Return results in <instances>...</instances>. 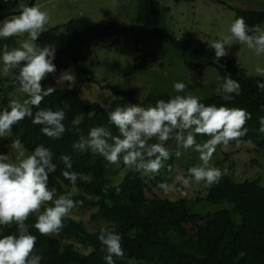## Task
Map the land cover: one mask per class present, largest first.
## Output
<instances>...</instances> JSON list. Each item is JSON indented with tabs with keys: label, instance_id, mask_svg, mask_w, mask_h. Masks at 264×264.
<instances>
[{
	"label": "trees",
	"instance_id": "1",
	"mask_svg": "<svg viewBox=\"0 0 264 264\" xmlns=\"http://www.w3.org/2000/svg\"><path fill=\"white\" fill-rule=\"evenodd\" d=\"M33 2L31 0L29 6H33ZM136 2L135 28H127L120 22L101 25L85 17L65 23V44L55 52L53 60L56 71L71 69L76 81L93 83L94 73L87 68L83 55L86 45H102L107 39H113V44H119L127 41L124 35L129 33L137 50L141 42L157 38L178 50L184 59H191L197 65L208 64L221 69V85L222 77L226 75H231L232 79L240 83L241 93L231 102L223 101L221 95L200 100L206 105L224 104L250 112L251 119L246 124L248 132L241 143L252 145L257 152H264V133L258 131L259 118L264 116V92L257 87V81L264 82V79L249 76L245 69L226 57L221 58L219 64L214 63L213 49L203 47L192 38L178 40L162 27L167 8L157 7L153 0ZM17 3L18 0H0V22L13 14ZM237 17H243L249 26L260 25L264 22V11L236 9ZM5 44L9 49L17 47L13 38H0V54ZM155 60L154 53L139 54L135 58L134 69L140 66L142 70L149 69ZM13 70L14 74L18 71ZM13 76L0 79V94L3 91L5 96L7 91L18 86H13ZM115 94L118 98L109 107L103 108L80 98L67 88L56 89L52 95L44 98L40 107L55 110L63 108L67 103L70 107L66 110L64 124L68 129H73V120H79L78 127L85 135L94 126H107L117 135L118 130L108 124L107 111L127 104L154 106L157 100L170 98L165 93L150 94L139 102L134 98L132 90L116 91ZM36 110L33 108V112ZM9 134L13 140L19 138L28 153L40 144L52 150L57 170L49 174V180L50 188L55 187L57 196L73 189L70 181L61 174L64 169L59 159L61 155L71 157L70 171L88 177L87 180H77L75 189L78 191L74 189L76 194L72 198L83 201L82 205L76 207L81 212L94 210L89 214L90 223L105 222L108 224L105 227L122 234L125 255L114 258L116 264H264V186L249 181L234 182L219 168L220 163L216 167L224 172V176L218 184L208 187L203 200L212 204L225 200L232 204V210L198 215L190 211L188 200L161 199L154 195L153 190L161 191L156 187L157 182H166L161 177L153 179L150 176L148 183H144L139 177L140 172L131 169L120 182L109 185L108 178L117 175L119 170H114L113 165L90 150L73 149V143L78 140L74 130L65 132L58 140L51 139L41 132L40 125H34L31 119L25 118L14 125ZM196 139L206 140L208 137L197 136ZM152 142L155 140L149 141ZM0 143H3L1 138ZM123 166L120 164L121 168ZM234 215L239 217L238 221L233 218ZM34 222L35 215L30 216L26 223L31 234L37 237L36 252L43 257L41 264H105V253L101 251L97 238L101 228L89 231L82 221L66 217L59 235L44 236L31 227ZM133 230L134 234L130 235ZM15 232V225L0 228V235ZM68 241L83 245L87 252L79 251Z\"/></svg>",
	"mask_w": 264,
	"mask_h": 264
},
{
	"label": "clouds",
	"instance_id": "2",
	"mask_svg": "<svg viewBox=\"0 0 264 264\" xmlns=\"http://www.w3.org/2000/svg\"><path fill=\"white\" fill-rule=\"evenodd\" d=\"M49 22V13L36 5L25 6L18 15L0 22L2 39L27 35L19 47L9 49L5 44L0 54L3 74L7 76L11 70L18 69L13 76V86L18 85L27 96L22 102L10 100L0 110V137H5L14 125L25 118L31 119L34 125H40L41 132L51 139L58 140L65 132L74 130L78 140L73 143V149L90 150L102 156L109 165L123 164L135 172L151 175L153 179L165 167L168 171L172 170L171 165L165 163L173 156L165 142L172 139L176 144V157L181 155L180 149L192 150L198 154L199 163L189 167L187 175H176L172 184L157 182L156 187L165 196L173 192L187 195L185 189L190 188L193 182H203L208 186L220 182L224 172L212 166L213 156L218 147H227L230 142H235L237 146L241 143L248 132L246 124L251 119L250 112L224 104L206 105L199 97L177 94L168 100H157L154 106L127 104L107 111L108 124L118 130L117 135L107 126L91 127L85 135L78 127L79 120H73V129H68L64 124L66 110L70 107L67 103L55 110L40 107L44 98L56 91L52 86L43 88L41 83L48 74L56 72L53 63L55 49L35 43ZM227 33L208 43V47L215 52L214 63L219 64L220 59L229 54L227 48L233 41L246 46L258 57L264 55V27L249 26L243 17H237L229 24ZM254 72L264 78V67L257 65ZM222 80L218 92L223 101L231 102L240 95L241 85L231 75L222 77ZM66 81L69 88L76 82L70 70L61 73L56 84ZM257 87L264 92V82L257 81ZM186 88L183 82L173 84L176 93H183ZM33 108L37 110L33 112ZM258 123V131L264 133V116L259 118ZM197 136L208 139L197 142ZM153 138L158 142L149 143ZM10 149L16 153L14 161L10 160L9 153L0 154V228L15 225L16 232L0 235V264H41L43 257L36 252L37 237L31 234L26 223L29 217L35 215L31 227L40 235H59L65 218L83 201L74 200L72 192L57 196L55 187L49 188V174L57 170L50 148L40 144L28 153L17 138L11 141ZM59 159L64 164L61 174L70 181L73 189L78 179H88L81 173L70 171V156L61 155ZM97 238L101 251L105 253V264H116L114 258L125 255L123 237L118 231L102 227Z\"/></svg>",
	"mask_w": 264,
	"mask_h": 264
},
{
	"label": "rangeland",
	"instance_id": "3",
	"mask_svg": "<svg viewBox=\"0 0 264 264\" xmlns=\"http://www.w3.org/2000/svg\"><path fill=\"white\" fill-rule=\"evenodd\" d=\"M31 0H18L17 7L13 15H18L21 9L29 6ZM159 8H167L168 12L163 16L162 27L178 40L192 38L199 41L203 47L209 48L208 43L219 39L222 34H228L227 29L231 21L235 18V10L264 11V0H153ZM33 5L39 6L50 15V22L45 26V32L41 33L35 43L44 47L50 45L55 52L62 49L65 44L66 33L63 25L70 20L85 17L94 23L108 25L111 22L123 23L127 28H135L134 19L137 13L136 0H34ZM234 8V9H233ZM10 16V17H11ZM8 17V18H10ZM264 27V22L260 24ZM57 27V29H54ZM129 33L124 35L127 41L113 44V39L105 40L102 45L89 43L83 49L87 68L94 73L93 83H80L78 81L69 88L68 82L56 84V80L61 73L71 71V69L57 70L41 82L43 88L49 86L56 89L67 88L82 99L95 103L100 107L107 108L110 103L118 98L116 91L132 90L134 98L141 102L150 94L165 93L170 97L177 94L208 99L212 96L221 95L218 92L221 84L219 76L221 69L208 64L197 65L191 59H184L181 53L154 38L143 41L137 45L130 40ZM17 47L27 39V35L11 37ZM227 47V46H226ZM228 50L226 58L230 59L235 65L251 72L252 77L264 79L255 74L254 68L259 65L264 67V55L256 56L247 49L233 41ZM154 53L156 60L149 68L142 70L134 69V62L137 55L142 53ZM2 62H0V79H10L14 75L11 70L7 76L2 72ZM175 82H183L187 85L186 91L176 93L173 89ZM5 84V83H4ZM5 97V99H4ZM23 101L27 99L26 94L22 93L19 86L0 94V110H2L10 100ZM0 154H8L10 160H15L16 153L11 151L10 144L13 140L9 133L5 137H0ZM156 143L158 142L153 138ZM204 140L197 139V142ZM165 146L173 152L166 165H171L172 170L166 171V167L161 169L157 175L167 183L172 184L178 174L187 175V169L199 163L198 154L192 150L180 149L181 155L176 157L175 141L170 139L165 142ZM253 146L246 143L229 144L227 147H218L212 159V166L220 167L225 174L234 182L249 181L257 185L264 186V152L253 150ZM118 169L117 175L108 178L109 185L120 182L122 177L131 169L120 165H113V169ZM151 175L139 174L144 183H148ZM51 182L49 180V188ZM179 186V185H177ZM208 185L201 182H193L191 187L185 189L187 195H180L173 192L165 196L161 191L153 190L155 196L161 199L188 200V206L192 213L198 215L212 214L220 210H232V204L221 201L212 204L204 201L208 191ZM68 189L66 187H63ZM66 192L76 194L74 189ZM150 197L149 194H146ZM200 199V201H197ZM94 210L81 212L74 208L67 218L82 221L89 231L107 226L105 222L90 223L89 214ZM233 218L238 221L239 217ZM72 243L81 252H87L83 245ZM90 250V249H89Z\"/></svg>",
	"mask_w": 264,
	"mask_h": 264
}]
</instances>
